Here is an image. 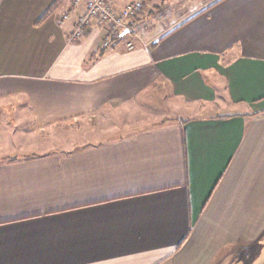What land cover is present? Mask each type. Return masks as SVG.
<instances>
[{"label":"crops","instance_id":"obj_1","mask_svg":"<svg viewBox=\"0 0 264 264\" xmlns=\"http://www.w3.org/2000/svg\"><path fill=\"white\" fill-rule=\"evenodd\" d=\"M84 12L0 0V123L25 110L34 130L67 126L154 94L175 110L0 155V264H264V0H213L108 46L95 20L71 40Z\"/></svg>","mask_w":264,"mask_h":264},{"label":"rangeland","instance_id":"obj_2","mask_svg":"<svg viewBox=\"0 0 264 264\" xmlns=\"http://www.w3.org/2000/svg\"><path fill=\"white\" fill-rule=\"evenodd\" d=\"M142 14L134 16L132 29L135 33L157 35L163 29L175 26L179 20L194 13L200 6L213 0H139ZM131 19V20H132ZM176 23V24H175ZM133 36V34H132ZM75 40V39H71ZM212 80V77H208ZM175 104L163 95H153L146 105L131 106L127 109L108 113L98 119L78 120L67 126H55L44 130H34L26 123L28 113L24 110L21 117L13 115L0 123V155L17 154L23 156L32 151L65 149L94 135H107L114 130L132 131L156 123L163 114H172ZM184 116L197 114L196 110L181 113ZM167 115V116H168ZM17 116V115H16ZM17 120V121H16ZM24 125H22V122ZM30 125V124H29Z\"/></svg>","mask_w":264,"mask_h":264},{"label":"built area","instance_id":"obj_3","mask_svg":"<svg viewBox=\"0 0 264 264\" xmlns=\"http://www.w3.org/2000/svg\"><path fill=\"white\" fill-rule=\"evenodd\" d=\"M81 1L85 3V12L76 22L70 36L71 39H77L82 36L86 27L92 20L105 25L106 32L102 42L104 46H108L114 41L119 40L125 29H128V32L133 34L135 38H138V34L134 32L128 22L139 13L141 9L140 1L130 2L120 10L115 9L111 5V0ZM126 47L132 49V41H127Z\"/></svg>","mask_w":264,"mask_h":264},{"label":"water","instance_id":"obj_4","mask_svg":"<svg viewBox=\"0 0 264 264\" xmlns=\"http://www.w3.org/2000/svg\"><path fill=\"white\" fill-rule=\"evenodd\" d=\"M128 32V29H125L123 32H122V36L125 34V33H127Z\"/></svg>","mask_w":264,"mask_h":264},{"label":"trees","instance_id":"obj_5","mask_svg":"<svg viewBox=\"0 0 264 264\" xmlns=\"http://www.w3.org/2000/svg\"><path fill=\"white\" fill-rule=\"evenodd\" d=\"M53 6H54V5H52V6L50 7L49 11L52 10ZM195 16H196V15H195ZM193 17H194V16H193Z\"/></svg>","mask_w":264,"mask_h":264}]
</instances>
